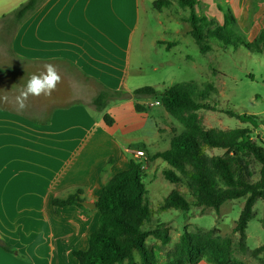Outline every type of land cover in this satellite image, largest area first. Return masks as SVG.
I'll return each mask as SVG.
<instances>
[{"label": "crops", "instance_id": "crops-1", "mask_svg": "<svg viewBox=\"0 0 264 264\" xmlns=\"http://www.w3.org/2000/svg\"><path fill=\"white\" fill-rule=\"evenodd\" d=\"M26 1L0 0V264H78L72 251L87 249L99 213L66 206L58 215L54 198L76 188L96 202L104 184L130 167L132 151L143 150L152 163L168 150L183 126L175 129L179 122L154 99L131 93L147 85L163 90L178 80L145 78L175 66L153 64L152 27L142 22L154 1L45 0L18 23L11 13ZM197 1V12L200 7L217 21L227 10L238 20L257 14L250 10L254 0ZM148 28L150 38L143 36ZM47 63L61 83L19 110L20 90ZM101 90L116 95L102 111L93 104ZM137 104L146 110L137 111Z\"/></svg>", "mask_w": 264, "mask_h": 264}, {"label": "trees", "instance_id": "trees-1", "mask_svg": "<svg viewBox=\"0 0 264 264\" xmlns=\"http://www.w3.org/2000/svg\"><path fill=\"white\" fill-rule=\"evenodd\" d=\"M44 1L27 0L11 15L21 23ZM197 4V0H156L151 6L159 12L171 10L178 14L180 8L187 11L181 20L189 24V35L202 53L210 51L212 43L224 49L243 46L251 52L256 49L261 52L264 29L249 37L257 44H249L235 31L239 23L230 10L226 11L224 22L220 24L216 19L200 15L196 10ZM174 44L172 41H156L157 46H164L168 51ZM215 92L210 83L186 80L163 90L147 85L131 93L135 98L158 100L159 105L183 126V132L172 138L170 148L153 155L151 160L165 161L170 168L163 170L164 178L170 183L185 185L192 201L174 189L165 198L164 204L157 211L153 210L147 197V171L139 161L131 159L128 169L113 175L104 184L95 202L99 213L97 229L90 234L86 250L72 251L78 264H158L156 247L148 245V238L159 240L165 247L171 237L169 227L164 223L150 227L156 214L169 210L186 213L194 206L219 212L226 202L241 198H244V205L233 228V233L239 236L236 247L253 258L264 253V245L253 250L246 245L248 225L255 216L254 207L259 200L264 201V140L261 132H254V128L258 127L253 123L254 115H240L231 109L221 112L248 125L227 130L205 127L200 112L218 111L217 105L210 103ZM115 96L101 90L93 104L102 111ZM136 109L143 112L146 107L137 104ZM105 122L112 125L113 120L105 115ZM82 194L81 190H77L65 198H54L56 214L59 215L66 206L85 208L81 204L84 201ZM233 247V240L221 235L217 229H189L185 226L179 241L169 253L168 264H198L202 260L208 264H234ZM4 248L9 252L15 251L6 242Z\"/></svg>", "mask_w": 264, "mask_h": 264}, {"label": "rangeland", "instance_id": "rangeland-1", "mask_svg": "<svg viewBox=\"0 0 264 264\" xmlns=\"http://www.w3.org/2000/svg\"><path fill=\"white\" fill-rule=\"evenodd\" d=\"M198 9V13L203 15L200 7ZM250 10L257 12V14L242 15L239 20L237 19L239 26H235V31L241 35L240 37L245 42L256 45L255 39L252 40L249 37L259 34L264 29V0L260 2L254 0ZM187 13L181 8L177 14L171 12V10L159 12L150 5L145 7L142 25L152 27L154 67H160L161 64H168L169 67L175 65L169 70L170 72L167 70L161 72L148 71L145 74L146 80L155 83L159 80L169 81L175 76L177 82L197 80L212 84L216 92L211 97L210 103L216 104L218 111L200 112V118L204 126L224 130L247 126V123L221 112L224 109H231L240 115H254L253 123L258 126L254 128V132L255 134L261 132V137L264 140V42L261 43L262 48L260 46L261 52H258L257 49L251 52L243 46L224 49L212 43V49L202 53L189 35V24L181 20V17ZM223 22L224 20L220 18L219 23ZM149 30L148 28L147 33H144L143 36L150 38ZM157 40L172 41L175 46L167 51L164 47L160 48L156 45ZM176 65L181 69L179 70ZM172 125L175 126V129L182 127L177 122L172 123ZM135 160L145 166L144 169L147 171L145 184L148 190L147 197L153 210L157 211L164 204L165 198L174 189L179 190L189 201H192L185 185L182 183L173 184L164 178L163 170L170 168L165 161L155 160L151 163L146 156L135 158ZM255 168H258L257 165ZM256 178L257 174L254 176V179ZM82 189L86 192L85 188ZM67 192L70 195L75 194L77 189L72 188ZM83 198H86V196ZM243 205L244 198H241L226 202L219 212L212 208L194 206L186 213L169 210L156 214L150 227H155L158 223H164L169 227L171 237L170 243L165 247L161 245L159 240L153 237L148 238V245L156 247L158 264H168L169 253L179 241L185 226L189 229L195 227L203 230L217 229L221 235L229 236L234 243L232 255L234 264H264V253L257 258H253L236 247L239 236L233 233V228ZM254 210L255 216L249 222L247 229L246 245L249 250L264 245V225L262 224L264 201L259 200ZM198 264L208 263L202 260Z\"/></svg>", "mask_w": 264, "mask_h": 264}, {"label": "clouds", "instance_id": "clouds-1", "mask_svg": "<svg viewBox=\"0 0 264 264\" xmlns=\"http://www.w3.org/2000/svg\"><path fill=\"white\" fill-rule=\"evenodd\" d=\"M61 81L62 77L57 68L51 63L45 64V70L31 75L26 85L20 90V94L16 97L18 109L23 111L30 97L51 96Z\"/></svg>", "mask_w": 264, "mask_h": 264}, {"label": "water", "instance_id": "water-1", "mask_svg": "<svg viewBox=\"0 0 264 264\" xmlns=\"http://www.w3.org/2000/svg\"><path fill=\"white\" fill-rule=\"evenodd\" d=\"M81 204L86 207V208H90V209H96V203L95 202H90V201H82ZM0 245H3V241L0 239Z\"/></svg>", "mask_w": 264, "mask_h": 264}, {"label": "built area", "instance_id": "built-area-1", "mask_svg": "<svg viewBox=\"0 0 264 264\" xmlns=\"http://www.w3.org/2000/svg\"><path fill=\"white\" fill-rule=\"evenodd\" d=\"M155 103L159 104V101L155 100ZM132 156L134 158H141L145 156V152L143 150H135V151H132Z\"/></svg>", "mask_w": 264, "mask_h": 264}]
</instances>
